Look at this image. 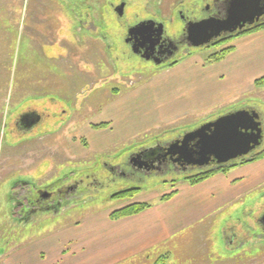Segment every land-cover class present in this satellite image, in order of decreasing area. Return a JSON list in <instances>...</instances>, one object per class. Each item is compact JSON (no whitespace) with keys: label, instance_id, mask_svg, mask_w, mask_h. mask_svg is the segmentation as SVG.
I'll return each mask as SVG.
<instances>
[{"label":"rangeland","instance_id":"374dc122","mask_svg":"<svg viewBox=\"0 0 264 264\" xmlns=\"http://www.w3.org/2000/svg\"><path fill=\"white\" fill-rule=\"evenodd\" d=\"M62 1L64 7L57 0H26L25 14L20 10L14 15L0 14L1 22L11 23L8 32L0 27V264L10 263L9 252L16 245L43 246L44 239L55 228L92 211L108 209L111 213L128 201L133 203L134 199L149 198L152 192L158 194L159 199L174 192L188 172L168 168L132 176L127 174L128 157L145 147L177 139L220 112L241 106L254 109L260 120L261 144L258 148L264 146V85L255 84L250 92L232 99L217 111L142 130L128 139H106L107 133L115 135L117 131L111 132L113 123L107 121L114 120L116 108L121 109L131 102L137 105L139 99H131L130 95L136 85L171 68L179 59L159 66L112 61L101 34L95 36L90 31L75 30L74 12H77L76 2L79 8L80 0ZM169 12L161 15L168 16ZM94 16L98 18L97 13ZM101 28L105 31L106 26ZM233 39L225 44L195 47L187 55L208 57ZM28 108L38 111L39 114H35L42 118L37 127L21 132L15 123L20 113ZM131 111L138 113L136 108ZM31 122L24 120L25 124ZM112 166L114 170L110 171ZM122 171H126V175L119 177ZM78 178L82 180L80 188L67 194L65 202V199L59 200L62 207L66 206L60 214L56 215L51 209L34 213V216L32 213L28 216L26 212L17 216L12 214L15 210L19 212V207H15L21 201L18 193L31 188L21 183L22 180H31L37 185L57 182L51 190L61 194ZM128 187H136L138 191L132 196H112ZM257 229L259 242L254 245L257 260L261 262L264 259V234L260 224ZM210 248L217 250V244ZM217 253L219 255L210 252L209 264H234V261L243 262L249 256ZM141 260L145 264H162L158 258L155 262L146 258ZM170 263L176 262L172 259Z\"/></svg>","mask_w":264,"mask_h":264},{"label":"crops","instance_id":"0c3cea01","mask_svg":"<svg viewBox=\"0 0 264 264\" xmlns=\"http://www.w3.org/2000/svg\"><path fill=\"white\" fill-rule=\"evenodd\" d=\"M0 3V14L26 13V0ZM9 26L11 23L0 27L8 32ZM230 44L233 50L220 61L185 55L171 68L136 85L129 94L131 99H139L140 106L131 102L116 108L114 120L107 121L113 123L111 132L117 131L107 133L106 139H128L142 130L217 111L250 92L254 81L264 75V29L240 35ZM135 108L136 114L131 111ZM31 113L39 114L28 108L20 115ZM172 168L179 171L177 166ZM153 193L133 200L151 203L137 214L111 219L108 209L92 211L55 228L43 246L16 245L10 249L9 264H145L142 258L150 262L158 258L162 264H171L172 259L174 264H209L210 252L249 254L234 264H264V259L257 260L254 245L259 242V224L264 234V157L216 172L196 184L182 180L166 200ZM59 207L56 215L66 210V206ZM210 242L217 244V250L210 248Z\"/></svg>","mask_w":264,"mask_h":264},{"label":"flooded vegetation","instance_id":"af4514ba","mask_svg":"<svg viewBox=\"0 0 264 264\" xmlns=\"http://www.w3.org/2000/svg\"><path fill=\"white\" fill-rule=\"evenodd\" d=\"M154 1L80 0L79 8L78 2H76L77 12H74L76 31H90L95 36L101 34V39L105 42L106 53L112 61L119 60L129 64L138 62L136 64L144 63L140 65L159 66L180 59L187 55L190 50L200 47V45L197 46V43L204 34L199 36L190 33L189 29H191L192 24L210 17L224 19L231 0H165V4H163L164 0ZM60 2L64 7V2L62 0ZM169 10L168 16L164 15L163 17L161 15L162 12L168 13ZM94 13H97V19ZM103 25L106 26L105 31L101 28ZM97 31L102 32L98 33ZM230 35L221 34L212 39L211 43ZM143 70L147 71V69ZM26 115H28L26 118L20 115L15 123L16 129L21 132L30 131L39 124L37 123L32 127L27 126L24 120L29 121L33 115ZM166 164L160 167L159 172L172 168L174 165ZM122 174L125 173L121 172L120 175ZM95 180L97 181V179ZM52 182L48 185H37L34 181L22 180L21 183H26L31 188L25 190V193H23L24 190L18 193L21 201L15 207H19V212L15 210L12 211V214L17 216V214L26 212L28 216L29 213L34 216V213L43 212L44 209H51L55 212L62 203L59 200L65 199L63 200L65 202L66 195L73 193L75 189L78 190L82 180L78 178L61 194L57 190H51V187L57 183L53 182L52 184ZM104 182L100 184L104 185ZM21 187L25 188L24 185ZM25 218L23 219L25 220ZM19 219H21L20 216Z\"/></svg>","mask_w":264,"mask_h":264},{"label":"water","instance_id":"95a60500","mask_svg":"<svg viewBox=\"0 0 264 264\" xmlns=\"http://www.w3.org/2000/svg\"><path fill=\"white\" fill-rule=\"evenodd\" d=\"M262 16L264 0H231L224 19L210 17L192 24L189 31L199 36L204 34L197 43L201 46L221 34L241 31L257 23ZM31 114L32 122L27 126L38 118L35 113ZM260 144L259 115L254 109L242 107L207 120L170 142L145 147L129 156L127 163L134 171L143 172L159 170L167 162L182 170L216 167L251 154ZM262 223L264 225V217Z\"/></svg>","mask_w":264,"mask_h":264},{"label":"trees","instance_id":"16d2710c","mask_svg":"<svg viewBox=\"0 0 264 264\" xmlns=\"http://www.w3.org/2000/svg\"><path fill=\"white\" fill-rule=\"evenodd\" d=\"M261 29H264V18L261 19L260 21H258L257 23H254L251 26H247L245 29H242L241 31H236L232 35H230V36H228V37H226L224 39H221V40H219L217 42H214L213 44H217L219 42H224V44H225L228 41H230L233 38H236V37H238L240 35H243V34H246V33L255 32V31L261 30ZM233 48L234 47L231 44L226 45L223 48H221L220 50H218L217 52H213L212 54H209L208 57H206V61L207 62L220 61L231 50H233ZM175 63H176V61H175ZM254 84H255V86L256 85L257 86L258 85H260V86L264 85V75L259 77V78H257L254 81ZM262 157H264V146L261 147V148L256 149L251 154H248L246 156H243V157L235 159V160H231V161H229V162H227V163H225L223 165H220V166L204 167V168H191L190 171L186 170L184 172H188V173H186L183 176V181L187 182L188 184H196V183H198V182L210 177L212 174H214L216 172H226L227 170H229L230 168H232V167H234L236 165H241V164L253 162V161L258 160V159H260ZM120 167H121V164H120ZM113 168H114V166L111 167L110 171H113L114 170ZM122 172L125 173L126 171H122ZM127 174H132V176H133L135 174H138V172L134 171L133 169H131L129 167V172H127ZM125 175H126V173L123 176H125ZM120 176H122V175H120ZM113 178L116 179L115 177H112V179ZM110 181H113V180L110 179ZM87 184H86V186H87ZM137 191H138V188H136V187L122 188L119 192H116L115 194H112V196H115V197L123 196V195L132 196ZM174 192H171L169 194L163 195L160 198V200L168 199L169 197H171L174 194ZM150 206H151V203H149V202H133V203H130V204L126 205V206H123L121 208L113 210L110 213L109 216H110L111 219H118V218H121V217H124V216L137 214V213L143 211L144 209H146V208H148Z\"/></svg>","mask_w":264,"mask_h":264}]
</instances>
